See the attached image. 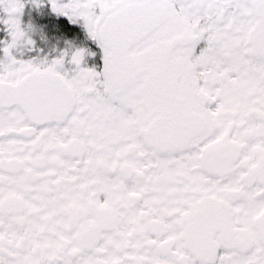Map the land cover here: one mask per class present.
I'll return each mask as SVG.
<instances>
[{"label":"snow or ice","instance_id":"snow-or-ice-1","mask_svg":"<svg viewBox=\"0 0 264 264\" xmlns=\"http://www.w3.org/2000/svg\"><path fill=\"white\" fill-rule=\"evenodd\" d=\"M0 264H264V0H0Z\"/></svg>","mask_w":264,"mask_h":264}]
</instances>
